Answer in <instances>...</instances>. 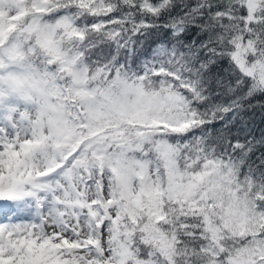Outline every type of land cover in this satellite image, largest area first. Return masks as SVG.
I'll return each mask as SVG.
<instances>
[{"label": "snow or ice", "instance_id": "1", "mask_svg": "<svg viewBox=\"0 0 264 264\" xmlns=\"http://www.w3.org/2000/svg\"><path fill=\"white\" fill-rule=\"evenodd\" d=\"M0 264H264V0H0Z\"/></svg>", "mask_w": 264, "mask_h": 264}]
</instances>
